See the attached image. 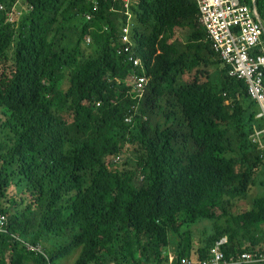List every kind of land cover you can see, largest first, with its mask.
<instances>
[{
    "label": "trees",
    "instance_id": "trees-1",
    "mask_svg": "<svg viewBox=\"0 0 264 264\" xmlns=\"http://www.w3.org/2000/svg\"><path fill=\"white\" fill-rule=\"evenodd\" d=\"M18 1L0 0V264L75 251V264H169L172 253L200 264L223 238L227 255L264 253V193L232 212L264 188L252 140L264 118L213 52L196 0L134 1L135 71L150 80L141 101L118 55L120 3ZM241 2L264 27V0Z\"/></svg>",
    "mask_w": 264,
    "mask_h": 264
},
{
    "label": "built area",
    "instance_id": "built-area-1",
    "mask_svg": "<svg viewBox=\"0 0 264 264\" xmlns=\"http://www.w3.org/2000/svg\"><path fill=\"white\" fill-rule=\"evenodd\" d=\"M112 4L120 3L122 12L127 16V24L123 27L121 42L122 46L118 51L119 56L126 57V63L131 65L134 73L131 74L126 83L133 89V98L141 101L149 85V78L138 76L135 69L144 72L145 67L142 60L136 57L131 40V7L136 0H101ZM255 1V0H254ZM22 10H28L30 5L27 1L19 0ZM92 2L93 12L99 8L98 0ZM199 8V22L205 29L208 39L211 42L212 50L218 59L229 67V76L244 80L249 86L250 95L258 102L261 108L259 118H264V47L260 54H254L255 49L262 47L264 27L258 16L255 5L253 8L243 4L241 0H196ZM0 9L4 6L0 4ZM20 14V12H19ZM93 16H86L90 21ZM8 21L14 18V9L7 12ZM90 43V39H87ZM99 106V104H98ZM133 116H127L126 123H131ZM252 140L254 144L264 148V130L257 131ZM120 158H116L115 162ZM144 178L141 179L143 181ZM7 217L0 215V232H6ZM19 240V238H17ZM21 241V240H20ZM26 249L37 254H45L40 246H34L21 241ZM227 238H223L209 252L208 258L200 264H264V253L258 251L242 252L227 255L223 245L227 244ZM155 264V263H150ZM169 264H196L188 258L170 256Z\"/></svg>",
    "mask_w": 264,
    "mask_h": 264
},
{
    "label": "rangeland",
    "instance_id": "rangeland-1",
    "mask_svg": "<svg viewBox=\"0 0 264 264\" xmlns=\"http://www.w3.org/2000/svg\"><path fill=\"white\" fill-rule=\"evenodd\" d=\"M262 46H263V42H262ZM93 52V50H92ZM261 181H264V175L261 177ZM259 183V182H258ZM264 193V188L261 187L260 184H258L257 186H255L252 190H251V194L249 197H246L239 200L238 202L235 203V206L232 210V212L237 213L238 211L244 209V208H250L252 205V202L255 198L261 196ZM205 223H201L198 228L200 230H202L204 228ZM78 254L79 251H75L72 252L69 256H67L64 259H61L58 261L57 264H75L77 258H78ZM170 256L175 257V254H171Z\"/></svg>",
    "mask_w": 264,
    "mask_h": 264
},
{
    "label": "bare ground",
    "instance_id": "bare-ground-1",
    "mask_svg": "<svg viewBox=\"0 0 264 264\" xmlns=\"http://www.w3.org/2000/svg\"><path fill=\"white\" fill-rule=\"evenodd\" d=\"M263 42V41H262ZM258 55V54H257ZM137 57V56H136ZM145 73V72H144ZM138 75V74H137ZM239 80V79H238Z\"/></svg>",
    "mask_w": 264,
    "mask_h": 264
},
{
    "label": "crops",
    "instance_id": "crops-1",
    "mask_svg": "<svg viewBox=\"0 0 264 264\" xmlns=\"http://www.w3.org/2000/svg\"><path fill=\"white\" fill-rule=\"evenodd\" d=\"M264 149V148H263Z\"/></svg>",
    "mask_w": 264,
    "mask_h": 264
}]
</instances>
